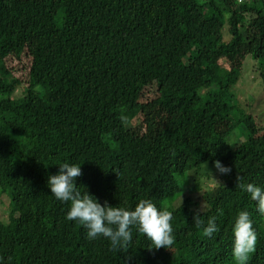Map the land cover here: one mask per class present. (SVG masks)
<instances>
[{
	"label": "trees",
	"instance_id": "trees-1",
	"mask_svg": "<svg viewBox=\"0 0 264 264\" xmlns=\"http://www.w3.org/2000/svg\"><path fill=\"white\" fill-rule=\"evenodd\" d=\"M247 56L264 88V0H0V264H235L239 210L258 234L249 264H264V215L237 187L239 175L264 189L262 119L233 116ZM150 85L169 115L142 137L131 123ZM238 122L246 139L232 144ZM208 162L210 187L190 174ZM63 163L81 166L77 186L102 205L167 207L174 245L151 249L136 228L120 251L89 240L48 187ZM205 201L212 238L193 225Z\"/></svg>",
	"mask_w": 264,
	"mask_h": 264
},
{
	"label": "clouds",
	"instance_id": "clouds-1",
	"mask_svg": "<svg viewBox=\"0 0 264 264\" xmlns=\"http://www.w3.org/2000/svg\"><path fill=\"white\" fill-rule=\"evenodd\" d=\"M120 118L122 121L126 119L123 115ZM215 167L221 174H230L232 171L219 160L215 161ZM81 175V166L63 163L59 166L58 174L48 177L47 184L57 200L69 204L66 219L85 227L89 240L102 237L110 241L112 250L120 251L132 241V229L136 228L152 242L154 248L151 249H170L174 245L173 213L167 207L161 210L150 199L140 200L134 210L111 206L107 201L102 205L88 190L80 191L76 181ZM241 180L242 177L238 175L237 187L250 194L257 203V211L264 215V189L253 183H241ZM207 209L205 201L195 213L193 225L197 229L202 228L204 236L212 238L219 229L215 216L209 217L207 221L202 218ZM232 232L235 264H249L251 255L256 251L258 234L247 210L237 212Z\"/></svg>",
	"mask_w": 264,
	"mask_h": 264
},
{
	"label": "rangeland",
	"instance_id": "rangeland-1",
	"mask_svg": "<svg viewBox=\"0 0 264 264\" xmlns=\"http://www.w3.org/2000/svg\"><path fill=\"white\" fill-rule=\"evenodd\" d=\"M245 1L249 4L252 0ZM25 61L27 63L26 71H28L29 63L27 60ZM11 67L16 69L18 68L15 63L7 65L8 69ZM16 75L22 79H26L25 75L22 72L20 73L19 70ZM20 91L21 90H19L17 95H20ZM234 93L237 94L239 100L235 103L236 107L233 110V116L235 119L241 118L243 113L250 114L256 121L258 118L262 119L259 121V124L264 125V88L259 68L251 56H247L246 60L243 62L238 82L234 87ZM156 98L157 89L155 85L148 86L141 97V103L146 105L147 109L144 114L135 115L131 123V130L139 136L150 137L151 135L158 133V131L162 128L164 119L169 115L168 113H161L158 111L156 105H154V100ZM238 123L239 124L237 125L236 130H233L230 133L229 141L232 144L246 139V133L244 135V132H242V125L240 122ZM192 173H194L197 177L200 176L199 179L196 177V180L202 185L206 184L210 187L220 183V180L216 176L217 172L215 167L209 162L204 164L200 170L195 169L190 174ZM191 177L194 179V175H191ZM179 201L180 199L176 200L172 205H179ZM7 214L6 203L0 200V219L6 221Z\"/></svg>",
	"mask_w": 264,
	"mask_h": 264
}]
</instances>
